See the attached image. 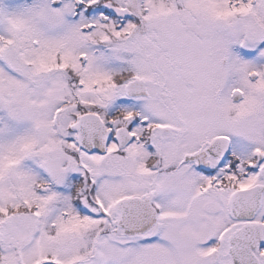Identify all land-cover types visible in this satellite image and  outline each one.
I'll list each match as a JSON object with an SVG mask.
<instances>
[{
	"label": "snow or ice",
	"instance_id": "obj_1",
	"mask_svg": "<svg viewBox=\"0 0 264 264\" xmlns=\"http://www.w3.org/2000/svg\"><path fill=\"white\" fill-rule=\"evenodd\" d=\"M0 264H264V0H0Z\"/></svg>",
	"mask_w": 264,
	"mask_h": 264
}]
</instances>
